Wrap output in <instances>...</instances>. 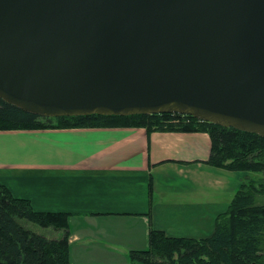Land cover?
Returning a JSON list of instances; mask_svg holds the SVG:
<instances>
[{"label": "water", "instance_id": "95a60500", "mask_svg": "<svg viewBox=\"0 0 264 264\" xmlns=\"http://www.w3.org/2000/svg\"><path fill=\"white\" fill-rule=\"evenodd\" d=\"M0 98L48 118L181 114L264 138V0H0Z\"/></svg>", "mask_w": 264, "mask_h": 264}, {"label": "crops", "instance_id": "0c3cea01", "mask_svg": "<svg viewBox=\"0 0 264 264\" xmlns=\"http://www.w3.org/2000/svg\"><path fill=\"white\" fill-rule=\"evenodd\" d=\"M211 148L204 132L0 130V185L38 212L70 215L71 264H131L129 252L146 250L153 229L196 239L214 232L243 174L207 165Z\"/></svg>", "mask_w": 264, "mask_h": 264}, {"label": "trees", "instance_id": "16d2710c", "mask_svg": "<svg viewBox=\"0 0 264 264\" xmlns=\"http://www.w3.org/2000/svg\"><path fill=\"white\" fill-rule=\"evenodd\" d=\"M145 128L153 132H204L212 148L207 165L243 174L229 208L214 232L202 239L171 237L151 230L146 250H131V264H264V138L234 128L200 121L190 115L79 116L48 118L22 110L0 98V130ZM69 214L38 212L27 199L16 198L0 185V264H71ZM33 224L65 231L61 240L45 238L25 227Z\"/></svg>", "mask_w": 264, "mask_h": 264}, {"label": "rangeland", "instance_id": "374dc122", "mask_svg": "<svg viewBox=\"0 0 264 264\" xmlns=\"http://www.w3.org/2000/svg\"><path fill=\"white\" fill-rule=\"evenodd\" d=\"M248 176H249L248 179L251 180V179H257V178L264 177V174H254V173H250ZM257 203H258V204H264V196L258 197V199H257ZM25 227H26L27 229L33 231V229H31V227H30L28 224H26V223H25ZM35 229H41V228H40L39 226H36V225H35ZM36 232H38V231H36ZM39 233H42V234L45 235V234L47 233V231H39ZM50 235H51L52 237H54V235H57V234H54V235H53V232H51Z\"/></svg>", "mask_w": 264, "mask_h": 264}]
</instances>
